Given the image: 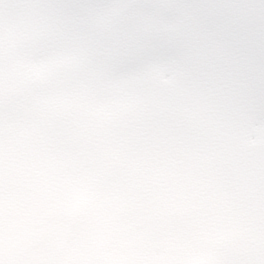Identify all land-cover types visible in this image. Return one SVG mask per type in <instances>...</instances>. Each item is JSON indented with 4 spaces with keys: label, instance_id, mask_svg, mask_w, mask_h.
<instances>
[{
    "label": "snow or ice",
    "instance_id": "6c2138e0",
    "mask_svg": "<svg viewBox=\"0 0 264 264\" xmlns=\"http://www.w3.org/2000/svg\"><path fill=\"white\" fill-rule=\"evenodd\" d=\"M241 106L264 114V0H0V157L24 171L235 199L207 127Z\"/></svg>",
    "mask_w": 264,
    "mask_h": 264
},
{
    "label": "rangeland",
    "instance_id": "374dc122",
    "mask_svg": "<svg viewBox=\"0 0 264 264\" xmlns=\"http://www.w3.org/2000/svg\"><path fill=\"white\" fill-rule=\"evenodd\" d=\"M251 108V107H250ZM252 109V108H251ZM229 110H231L232 112H236V117L239 116V113L241 111V107L239 109V107L237 108H229ZM262 125H264V121L262 119H254V126H259L260 128L262 127ZM252 130H253V127H252ZM250 139H255L253 140L252 143H259L260 140L262 141V144L264 145V131L263 129H260L259 133L255 134L254 138L251 137ZM11 153V152H10ZM12 156H14V154L11 153V156H7V160H9ZM13 168H14V176L16 178L19 177V175L21 173H24V170L20 167V165H17L15 162H16V158L13 157ZM79 173V172H78ZM67 174V175H64V177L62 175H53V177L55 178V176H62L61 178V184H63V182L65 181V188H69V194L67 195L66 194V202L67 204H73L77 201L78 197L80 196H77L75 194V191H79L80 188L83 187L84 185V182H82V184L80 185V188L78 187V178H77V174ZM85 179L86 180H89L91 177H93V175L89 174L87 171H85ZM59 185V184H58ZM60 186V185H59ZM121 187H124V190H125V194L127 195L131 190H134V189H130L126 186H123L121 185ZM42 187H39L38 183H36V185L33 187V190L32 192H34L35 194L33 195L37 201L41 200V198H43V195H42ZM38 204V203H37ZM37 207V205H36ZM36 207L34 208V212L36 213L37 210H36ZM71 208L72 210H75V205H71ZM66 209H67V206H66ZM205 218V217H204ZM203 217H198L195 221H201L204 219ZM205 221V220H204Z\"/></svg>",
    "mask_w": 264,
    "mask_h": 264
}]
</instances>
